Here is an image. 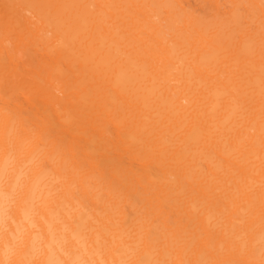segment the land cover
Listing matches in <instances>:
<instances>
[{
    "label": "bare ground",
    "instance_id": "obj_1",
    "mask_svg": "<svg viewBox=\"0 0 264 264\" xmlns=\"http://www.w3.org/2000/svg\"><path fill=\"white\" fill-rule=\"evenodd\" d=\"M0 264H264V0H0Z\"/></svg>",
    "mask_w": 264,
    "mask_h": 264
}]
</instances>
